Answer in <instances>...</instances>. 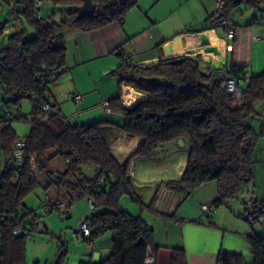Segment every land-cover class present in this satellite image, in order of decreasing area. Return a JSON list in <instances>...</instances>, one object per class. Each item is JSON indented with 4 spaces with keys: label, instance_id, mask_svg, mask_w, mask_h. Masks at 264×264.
<instances>
[{
    "label": "trees",
    "instance_id": "16d2710c",
    "mask_svg": "<svg viewBox=\"0 0 264 264\" xmlns=\"http://www.w3.org/2000/svg\"><path fill=\"white\" fill-rule=\"evenodd\" d=\"M1 1L8 10L6 21H0V34L11 12L17 13L21 27L8 36L6 46L0 50V100L16 109L15 115L0 117V151L5 159L0 173V264H26L28 225L37 227L40 216L24 201L35 189L63 202L67 209L83 199L93 200L96 210L86 216L92 233L83 238L84 242L92 244L106 233L113 235L110 254L95 264H144L148 251H158L153 233L140 218L123 211L120 201L125 195H133L138 201L128 173L132 160L152 158L169 143L187 139L189 148L185 170L179 179L165 183L167 188L188 196L214 181L217 196L211 209H215L237 198L251 184L260 134L248 121L257 117L256 104L264 103V72L249 75L243 67H225L241 79L234 96L229 97L221 89L218 71H201L199 55L165 59L156 66L142 68L132 65L121 46L116 52L119 65L110 76L117 79L119 88L126 85L147 95L132 107L122 103L120 92L108 101L109 112L120 116L121 123L101 120L67 125L54 115L41 122L40 104L50 105L63 116L49 103L47 95L48 84L57 79L45 77L41 69H61L60 75L67 71L66 47L56 44L58 38L67 30L89 32L114 22L122 24L138 0H91L96 7L93 16L81 19L76 18V7L83 0ZM38 1L41 7L43 2L54 9L66 7L68 15L59 22L42 15L36 19ZM242 4L264 10V0H230L222 17L229 19L230 12ZM209 19L212 22L213 17ZM25 98L32 105L29 116L20 110ZM20 121L30 125L23 139L12 127ZM109 129L122 132L129 140L139 139L136 151L122 165L113 158L103 137ZM19 141L25 143V163L21 167L16 166L13 157ZM89 165L97 169L92 177L84 173ZM103 176L107 183L98 186ZM155 202L156 196L150 209L157 214ZM255 204L253 213L257 216L250 217L251 225L258 216H264V201ZM23 220V234L13 235ZM245 240L253 264H264V235L250 233ZM60 252L61 261L65 251ZM170 264H187L182 249H171ZM215 264L245 263L242 255L221 252Z\"/></svg>",
    "mask_w": 264,
    "mask_h": 264
},
{
    "label": "crops",
    "instance_id": "0c3cea01",
    "mask_svg": "<svg viewBox=\"0 0 264 264\" xmlns=\"http://www.w3.org/2000/svg\"><path fill=\"white\" fill-rule=\"evenodd\" d=\"M212 10V0H138L136 6L127 11L122 24L114 22L89 32L64 31L59 42L66 47V74H69V79L66 77L62 81L66 83V80H70V87L82 97L80 103H73L77 107L80 104L85 109L102 105L107 116L111 113L105 104L117 97L119 92L120 99L126 107H132L147 98L146 94L130 86L122 85L119 88L117 79L114 89L112 83L107 81L112 79L105 78L110 77V73L118 67L116 52L121 46L133 66L199 55L202 61L201 71L204 74L215 71L214 68L222 63V54L203 52L197 35L205 31L213 33V36H207L209 43H214L212 37L226 42L223 68L240 66L249 75H259L264 72V10L247 4L233 9L229 16L235 27L232 41L226 39L225 32L221 28L212 26L209 19ZM231 15H234V18ZM59 80L52 84L56 87H48V101L55 105L64 117L74 120L77 113L64 114L56 98L55 91ZM90 81L95 84L93 90H87L86 87L79 88V84L86 85ZM103 83L108 86H103ZM99 84L102 85L100 89ZM257 117L264 126V113H258ZM103 137L111 155L121 165L136 151L139 143L138 138L129 140L125 134L117 130H105ZM188 148V143L183 145L178 142L169 143L160 154L152 158L132 160L134 164L132 184L136 188L137 202L148 213L131 215L140 218L152 231L153 244L158 247V251L156 253L150 251L154 254L156 263L162 264L161 257L164 256V264H170L171 249H182L187 264H215L216 257L221 252L242 255L245 264H253L254 259L245 236L250 233L261 234L255 231L248 216L240 214V219H236L232 216L231 210L230 215L224 214L219 209L215 212L214 208L208 214L200 210L202 205L212 207L217 196L216 182H209L195 191L196 199L193 207L195 209L191 216L181 218L178 216V211L175 212L180 204L186 201L185 194L167 188L165 183L181 177L186 167ZM141 166L148 171V176H145L141 170L139 172ZM4 167L5 159L0 151V173ZM96 171L94 167L89 173L95 174ZM138 172L141 176H137ZM41 193L44 195L42 191ZM155 196L154 210L157 214L151 211L149 202ZM121 208L129 213L126 208L122 206ZM218 213L223 215L222 221L216 220V217L219 219L218 215L215 216ZM178 219L186 220L184 223L179 222ZM244 221H248L249 227ZM159 226L162 229L160 238ZM44 229L48 231L46 227ZM171 230L175 235L171 236L168 233ZM112 239L113 235L106 233L92 244L85 242L88 244L86 259L81 264H95L107 258ZM82 241L84 242L83 238Z\"/></svg>",
    "mask_w": 264,
    "mask_h": 264
},
{
    "label": "rangeland",
    "instance_id": "374dc122",
    "mask_svg": "<svg viewBox=\"0 0 264 264\" xmlns=\"http://www.w3.org/2000/svg\"><path fill=\"white\" fill-rule=\"evenodd\" d=\"M42 7L43 9L41 15L43 17H51L54 22H59L68 15V9L66 7H58L54 9L47 2H43ZM7 10V6L0 0V21H6ZM231 16L234 18V15ZM11 34L12 32L10 27L5 26L3 33L0 34V50L6 46L7 38ZM61 37L62 36L58 38L56 43L57 45H60L59 41L61 40ZM66 77L69 79V74H66L65 72L59 80V85H57L55 94L64 114L70 115L74 112L77 113L75 119L72 120L73 123L87 124L89 122H97L100 120H109L117 123L122 122V119L118 115L109 114L105 116V109L102 105L85 109V107L81 106L80 104L77 107L72 101L68 100V95L74 93L75 91L70 87V80H66V83L62 81ZM105 78L112 79L107 81L112 83L114 89H116V78L111 76ZM52 84H54V82L49 83L48 87L52 88L55 86ZM102 85L105 87L108 86V84L104 83ZM102 85L99 84L98 88L100 89ZM78 86L79 88L86 87L87 90H93L95 84L93 81H90L86 85L79 84ZM20 107L24 116H29L31 114L32 105L29 99H23L20 103ZM255 109L256 114L264 113V103H257ZM7 114L15 115L16 109L14 107L5 106L3 101L0 100V117H4ZM248 123L254 130L257 131V133L260 134L258 144L255 148L254 179L247 189H245L237 198L229 200L226 205L215 208L214 211L216 212L219 209V211L224 212V214L226 213V215H230L229 212L231 210L233 212L231 213L232 216L236 219H240L239 216L242 214L243 216L249 215L247 218L251 220L250 217L257 216L253 213L254 207L256 205L255 203L264 201V126L261 125L258 117L254 118V120H249ZM12 127L19 139L25 138L30 131V125L23 121L14 122ZM93 168L94 166L92 165L84 167L85 175L92 177L94 173H89V170ZM140 170L143 172V174L145 173V176H148V171H145L143 166L140 167L139 172ZM139 172L137 173V176H141L138 175ZM195 191L192 194L185 196L186 201L182 202L176 209L175 212L178 211L179 217L182 218L185 216H191V214L194 212L195 208L193 207L195 206L194 203L196 199ZM142 194L144 195V193ZM151 200L149 202H151ZM43 201L44 195L41 193L40 189H35L33 192L28 194L24 201L25 206L28 209L34 210V212L40 216L37 227L32 229V227L28 225L29 233L26 241V264H52L59 255L61 256V249H64L67 252L59 264H81L86 259L85 252L87 250L88 244L83 242L80 236H75L74 231L77 229L78 219L84 217L87 213H90L87 200L83 199L76 202L72 207L69 208V216L67 215V218L64 219L59 218L54 213L45 212L44 207L42 206ZM120 205L123 208H126V210L133 215H143L144 213L147 215L148 213L147 210L141 208L139 202L133 201L129 195H125L121 198ZM200 210L202 213H204L201 207ZM216 215L219 217V219L216 217V220H223V215H220L219 213L215 214V216ZM185 220L186 219H178L179 222H184ZM226 221L230 222V220ZM247 222L248 221H244L245 225L249 227ZM44 227H46L48 233L45 232ZM253 228L256 232H258V234H264V216H258V220L253 224ZM161 233L162 229L159 226V238ZM168 233H170L171 236L175 235V232L172 230ZM162 236L163 234L161 237ZM171 240L173 241L172 237ZM161 262L162 264L165 263L164 256L161 257Z\"/></svg>",
    "mask_w": 264,
    "mask_h": 264
},
{
    "label": "built area",
    "instance_id": "2783aa9c",
    "mask_svg": "<svg viewBox=\"0 0 264 264\" xmlns=\"http://www.w3.org/2000/svg\"><path fill=\"white\" fill-rule=\"evenodd\" d=\"M105 3L110 2L111 0H104ZM230 0H212L213 3V10L211 11V17L212 19V26L214 28H221L226 35L227 40H231L234 37V31L235 27L233 22L228 19V18H223L219 17L225 6ZM38 9H37V14H36V19H40L41 16V3L38 1L37 2ZM7 26L10 27L11 32H18L21 27L20 20L18 18V15L16 12H11L8 14V23ZM41 69L45 72V77H52L54 79H57V81L61 78L60 75L63 70L61 69H54L48 71L44 66H41ZM219 72V75L221 77V89L222 91L229 97H233L235 92H236V86L237 84L241 81L239 77H237L234 73L230 72L227 69L222 68ZM49 78V77H48ZM54 81V82H57ZM41 83H46L45 79L41 81ZM68 100L78 104L82 100L81 95L78 93L74 92L68 95ZM107 106V104H105ZM39 120L41 122L47 121L48 117L51 115L56 116V118L60 119L64 124L67 125H72L73 122L70 118H64L58 113L57 109L51 108L50 105L48 104H40L39 106ZM14 157V162L16 166L21 167L25 163V143L23 141H19L16 143V150L13 154ZM133 169H134V164L131 162L128 167V173L132 177L133 176ZM54 176H57V173L55 172L53 174ZM107 183V178L105 176L101 177V179L98 182V186L104 185ZM132 200H135V197L133 195H129ZM88 203V207L90 210V213L95 211V204L93 200L91 199H86ZM43 207L45 212L47 213H54L56 214L59 218L64 219L68 215V209L66 205L63 202L57 201L53 199L52 197L45 195L44 196V201H43ZM201 209L204 213L208 214L211 212V207L202 205ZM25 225V221H21L20 227L15 229L12 234L13 235H22L23 231L22 228ZM92 233V227L90 222L86 219V216L78 219L77 223V229L74 231L75 236H80L81 238H86L90 236ZM144 264H156V258L152 254L151 251H148L147 257L145 260Z\"/></svg>",
    "mask_w": 264,
    "mask_h": 264
},
{
    "label": "water",
    "instance_id": "95a60500",
    "mask_svg": "<svg viewBox=\"0 0 264 264\" xmlns=\"http://www.w3.org/2000/svg\"><path fill=\"white\" fill-rule=\"evenodd\" d=\"M95 5L92 3L91 0H83L82 5L76 7V12H77V19L85 18V17H91L93 16L95 12ZM219 17H222L220 15ZM211 35L213 36L212 31H205L197 35V38L200 42V46L203 49L204 53L210 54V53H215V54H222V63L220 66L215 67V71H220L224 65H225V51H226V42L224 40H217L216 38L214 39V43H209V40L207 39V36ZM158 63L154 62L149 65H140L139 67L146 68V67H153L156 66ZM180 145H183V143H188V140L185 139L183 141H178ZM61 259V256L59 255L52 264H59Z\"/></svg>",
    "mask_w": 264,
    "mask_h": 264
}]
</instances>
